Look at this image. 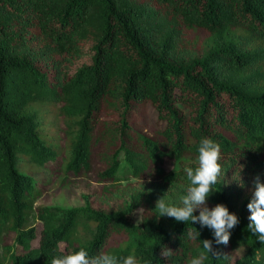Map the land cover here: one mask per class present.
Masks as SVG:
<instances>
[{"label": "trees", "instance_id": "obj_1", "mask_svg": "<svg viewBox=\"0 0 264 264\" xmlns=\"http://www.w3.org/2000/svg\"><path fill=\"white\" fill-rule=\"evenodd\" d=\"M201 138L220 145L224 173L206 206L240 221L226 246L155 209L180 205ZM90 172L99 189L83 206L36 203L56 179ZM256 177L264 0H0V264L81 248L190 264L203 240L221 254L205 264H264L248 229Z\"/></svg>", "mask_w": 264, "mask_h": 264}, {"label": "clouds", "instance_id": "obj_2", "mask_svg": "<svg viewBox=\"0 0 264 264\" xmlns=\"http://www.w3.org/2000/svg\"><path fill=\"white\" fill-rule=\"evenodd\" d=\"M220 160V145L210 138H201L198 145V166L183 169L190 186L187 194L180 196V205L166 202L162 197L157 200L155 209L158 210V217H171L185 224L198 222L201 227L212 230L216 244L226 246L230 241V230L240 223L239 218L230 213L223 204H217L212 209L206 206L207 199L215 191L214 186L224 175ZM254 188L253 198L247 205L250 211L248 229L258 238L259 243L264 244V183L260 182L259 177H256L254 181ZM197 209H199V215L194 214ZM196 235L199 236L200 233L197 231ZM171 254L172 250L166 246L161 249L162 256L168 257ZM210 255L221 256L213 248L211 240H203L202 251L191 259L190 264H205ZM51 264H139V261L135 255L118 257L115 254L104 253L93 257L86 249L81 248L74 253L54 257ZM145 264H151V262L145 261Z\"/></svg>", "mask_w": 264, "mask_h": 264}, {"label": "rangeland", "instance_id": "obj_3", "mask_svg": "<svg viewBox=\"0 0 264 264\" xmlns=\"http://www.w3.org/2000/svg\"><path fill=\"white\" fill-rule=\"evenodd\" d=\"M141 113H144L143 109L141 110ZM44 124L48 129V127L50 126V120L47 116L45 118ZM53 131L54 128L53 130H48V132L50 133H52ZM93 167H96V165H93ZM162 167L165 170H170L174 167V162L170 159H166ZM132 181L136 182V180ZM126 182L127 180L122 181V183ZM97 187L98 184L93 180L92 172L72 178L70 177L68 180L65 179L64 182L62 181V179L58 178L48 189L46 196L39 198L36 203L45 202L48 204L61 205L64 207L83 206V195H90L95 189H99ZM133 220L135 222L140 220V212H137L134 215Z\"/></svg>", "mask_w": 264, "mask_h": 264}]
</instances>
